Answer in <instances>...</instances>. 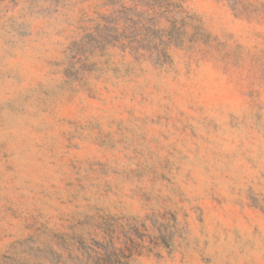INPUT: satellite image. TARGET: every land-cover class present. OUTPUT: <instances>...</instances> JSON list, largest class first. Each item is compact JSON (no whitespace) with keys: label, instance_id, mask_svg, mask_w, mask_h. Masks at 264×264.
Returning a JSON list of instances; mask_svg holds the SVG:
<instances>
[{"label":"rangeland","instance_id":"1","mask_svg":"<svg viewBox=\"0 0 264 264\" xmlns=\"http://www.w3.org/2000/svg\"><path fill=\"white\" fill-rule=\"evenodd\" d=\"M0 264H264V0H0Z\"/></svg>","mask_w":264,"mask_h":264}]
</instances>
